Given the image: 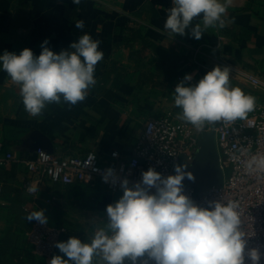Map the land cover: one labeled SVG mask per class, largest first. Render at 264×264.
I'll list each match as a JSON object with an SVG mask.
<instances>
[{"label":"crops","instance_id":"1","mask_svg":"<svg viewBox=\"0 0 264 264\" xmlns=\"http://www.w3.org/2000/svg\"><path fill=\"white\" fill-rule=\"evenodd\" d=\"M171 6V0H80L79 4L73 0H0V52L19 53L27 47L38 55L45 38L46 46L59 52L83 32L99 39L104 52L96 65V84L87 97L76 105L48 104L39 117L26 113L19 86L0 71L1 155L10 152L13 156L0 165V264L50 261L34 253L25 235L32 220L27 219L29 213L24 208L33 201L24 189L26 182L38 185L36 201L45 215L54 207L53 201L59 205V217L72 210L88 215L95 210L68 205L69 197L59 194L66 186L47 179L37 182V176L27 171L23 161L35 156L41 137L56 155L88 150L103 155L112 149L126 154L146 119L168 111L177 117L180 109L174 105L173 91L185 74L193 77L185 83L194 84L214 65H226L248 71L264 82V0H231L225 27L208 28L198 40L187 34L188 29L185 35L173 37L164 29ZM76 19L84 20V29L75 28ZM157 46L170 49L175 60L178 73L169 82L156 67ZM145 78L159 84L152 85ZM230 79L256 101L264 99V87L242 78ZM212 125L200 131H208ZM99 205L102 208V203ZM104 214L91 216L89 220L95 221L89 227H102L107 221ZM95 229L85 228L78 238L90 239ZM56 254L67 259L58 248ZM97 262L98 257L94 258V264Z\"/></svg>","mask_w":264,"mask_h":264},{"label":"clouds","instance_id":"2","mask_svg":"<svg viewBox=\"0 0 264 264\" xmlns=\"http://www.w3.org/2000/svg\"><path fill=\"white\" fill-rule=\"evenodd\" d=\"M231 0H171L164 29L176 34L200 39L208 28H223ZM79 4L80 0H73ZM194 21H198L195 22ZM75 28L84 29L83 19L74 21ZM191 26V27H190ZM101 41L83 32L68 48L53 51L45 38L41 51L23 48L16 53L0 52V71L19 86L24 110L31 117L42 115L48 104L76 105L83 101L96 84V65L104 58ZM231 69L214 65L196 83L191 74L175 85L174 105L180 109L177 118L196 129L217 122L244 121L255 109L256 97L231 83ZM249 173L264 175V153H256L243 161ZM186 165H174V174L162 176L153 167L142 171L141 179L129 186L127 178L120 179L123 194L106 205L107 221L94 230L90 239L82 241L69 236L56 241L63 253L53 255L49 264H124L127 258L137 264H245L246 240L241 229L240 203L236 199L208 201V206L194 204L183 191ZM112 178V168L105 170V182ZM150 189H155L154 192ZM30 191H39L38 185ZM41 224L48 223L44 209L27 215ZM251 264H259L260 251L247 249Z\"/></svg>","mask_w":264,"mask_h":264},{"label":"built area","instance_id":"3","mask_svg":"<svg viewBox=\"0 0 264 264\" xmlns=\"http://www.w3.org/2000/svg\"><path fill=\"white\" fill-rule=\"evenodd\" d=\"M228 67L233 78H242L256 87H264V82L248 71ZM207 130L214 132L223 181L220 185L210 184L205 192L199 194L195 186L183 180L182 191L194 204L203 207L208 206V201L238 200L241 229L246 240L245 264H251L246 253L247 249L253 247L261 253L259 264H264V175L249 173L243 165V161L250 155L264 153V99L256 101L255 109L248 114L246 120L217 122ZM200 133V129L178 119L168 111L162 116L150 117L144 121L141 133L126 154L112 149L103 155L93 150L79 154L56 155L37 147L35 156L25 159L23 163L28 172L37 176V182L47 179L59 185L81 184L100 187V194L109 197V204L114 202L115 196L123 194L119 183L122 178H127L131 186L141 179L142 171L149 167L159 171L162 176H167L174 174L176 164L190 166L199 149ZM1 150L0 144V165L13 159L10 152L1 155ZM108 168L114 171L115 183L111 177L107 182L102 178ZM34 185L36 184L31 182L24 184L25 191L33 197L32 205L24 208L28 213L43 209L36 201L37 191L29 190ZM150 191L154 192L155 189ZM66 232L65 226L41 224L32 219L25 235L34 253L50 260L56 255L55 242ZM145 258L146 254L145 257H138L137 264ZM95 264H99V257ZM124 264L131 262L125 258ZM148 264L155 262L149 259Z\"/></svg>","mask_w":264,"mask_h":264},{"label":"water","instance_id":"4","mask_svg":"<svg viewBox=\"0 0 264 264\" xmlns=\"http://www.w3.org/2000/svg\"><path fill=\"white\" fill-rule=\"evenodd\" d=\"M37 147L52 152L49 142L44 137L39 139ZM183 171L191 173V179L185 176L183 180L195 186L199 194L205 192L210 184L220 185L222 183L223 173L218 163L214 132L212 130L201 131L199 149L195 159L190 166L184 167Z\"/></svg>","mask_w":264,"mask_h":264},{"label":"rangeland","instance_id":"5","mask_svg":"<svg viewBox=\"0 0 264 264\" xmlns=\"http://www.w3.org/2000/svg\"><path fill=\"white\" fill-rule=\"evenodd\" d=\"M64 189L65 190L61 191L59 194L61 196H68L69 197L70 204H68V205H71L75 208H80L78 205H80L81 202L83 201V196L81 195V192L78 190V187L66 186V187H64ZM119 197H120V195L115 196L114 201L119 199ZM56 204H58L57 201L56 202L53 201L52 205L54 207L51 208V210H48V215H46L48 217V222L51 224L62 225V226L67 227V229H68L67 236H73L74 235V236L79 237V236H81V231H83L85 228H88V229L98 228L99 226H95L94 224H93V226H95V227H89V226H92L90 224L93 221H95V220L92 221L91 219L89 220V218H91V216H93V215H96V216L99 215L101 217L105 215L104 214L105 206H103L101 209L93 210V212L89 213L90 215H88L85 212L81 213L79 210H72L69 213H67L66 216L59 217L58 213H57V209H58L59 205L57 206ZM86 219H88V221ZM96 221L98 222L99 220H96ZM102 221H106V219L102 220ZM28 227H29V225L27 226L26 230L28 229Z\"/></svg>","mask_w":264,"mask_h":264},{"label":"trees","instance_id":"6","mask_svg":"<svg viewBox=\"0 0 264 264\" xmlns=\"http://www.w3.org/2000/svg\"><path fill=\"white\" fill-rule=\"evenodd\" d=\"M156 48L158 52V62L156 64V67L164 71V74L166 77L165 81L169 82L170 77L178 73L176 72V69H175V60L171 58L170 49L164 48L162 46H157ZM146 79L147 78H145V81L150 82L152 85L159 84L154 79H149V80H146ZM64 186L78 187V190L81 192V195L83 196V201L81 202L80 205H78L79 207L96 209V208H101L100 207L101 205L99 204L102 203V205L105 206V209H106V205L109 202V197L108 196L104 197L100 194V187H89L87 185H81V184H72V185H64ZM51 225H55V224H51ZM56 226H62V225H56ZM66 234L67 233L62 234L60 236L59 241L63 237L67 236ZM56 251H57V248H56Z\"/></svg>","mask_w":264,"mask_h":264}]
</instances>
